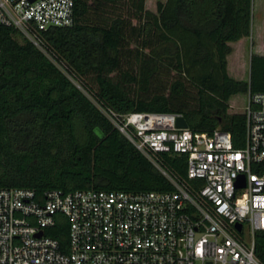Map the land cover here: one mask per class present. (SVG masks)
<instances>
[{"label": "trees", "instance_id": "1", "mask_svg": "<svg viewBox=\"0 0 264 264\" xmlns=\"http://www.w3.org/2000/svg\"><path fill=\"white\" fill-rule=\"evenodd\" d=\"M252 26L253 0H166L156 13L146 0H75L73 26L42 32L45 51L0 26V189L170 191L102 108L182 114L191 130L221 128L243 147L246 117L230 100L264 93V56L252 54L246 82L229 75L228 55ZM162 161L188 179L186 156ZM256 253L264 263V232Z\"/></svg>", "mask_w": 264, "mask_h": 264}, {"label": "built area", "instance_id": "2", "mask_svg": "<svg viewBox=\"0 0 264 264\" xmlns=\"http://www.w3.org/2000/svg\"><path fill=\"white\" fill-rule=\"evenodd\" d=\"M74 21L75 0H0V26L42 51V32ZM102 111L172 189H0V264H264V93L248 94L241 148L221 128H178L182 114ZM163 155L186 156L188 179ZM57 225L67 226L65 243L50 235Z\"/></svg>", "mask_w": 264, "mask_h": 264}, {"label": "rangeland", "instance_id": "3", "mask_svg": "<svg viewBox=\"0 0 264 264\" xmlns=\"http://www.w3.org/2000/svg\"><path fill=\"white\" fill-rule=\"evenodd\" d=\"M166 0H146V8L152 12H157V3ZM258 45L264 48V0H253V26L252 36L247 41L244 51L240 52L237 46L232 45L228 64L230 73L239 78L247 79V64L252 53V46ZM264 53V52H263ZM248 99V94H240L231 98L229 113H242L244 104Z\"/></svg>", "mask_w": 264, "mask_h": 264}, {"label": "crops", "instance_id": "4", "mask_svg": "<svg viewBox=\"0 0 264 264\" xmlns=\"http://www.w3.org/2000/svg\"><path fill=\"white\" fill-rule=\"evenodd\" d=\"M250 39V37L249 38H243V39H241L240 41H238V42H234V43H230L229 44V46L231 47V49H233L232 48V45H234V46H237V48H238V50L240 51V52H242V51H244V49H245V47H246V44H247V41ZM252 53H251V55H250V57H249V61H248V64H247V76H246V78L247 79H239V78H237V77H235V76H233L231 73H230V66H229V64H228V73H229V75L232 77V78H234V79H236V80H238V81H246V82H248L249 80H250V58H251V56H252V54H258V55H263L264 56V48H261V47H259L258 45H256V46H252ZM229 56H230V54L228 55V61H229ZM232 114H241V113H232Z\"/></svg>", "mask_w": 264, "mask_h": 264}, {"label": "water", "instance_id": "5", "mask_svg": "<svg viewBox=\"0 0 264 264\" xmlns=\"http://www.w3.org/2000/svg\"><path fill=\"white\" fill-rule=\"evenodd\" d=\"M34 1V0H33ZM189 124L184 117L179 118L178 120V128L187 129ZM238 187L244 186V176H242L241 180L237 183Z\"/></svg>", "mask_w": 264, "mask_h": 264}]
</instances>
